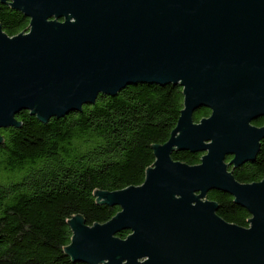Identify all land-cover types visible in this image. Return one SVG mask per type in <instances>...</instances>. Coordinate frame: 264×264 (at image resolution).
I'll return each instance as SVG.
<instances>
[{"label":"water","instance_id":"95a60500","mask_svg":"<svg viewBox=\"0 0 264 264\" xmlns=\"http://www.w3.org/2000/svg\"><path fill=\"white\" fill-rule=\"evenodd\" d=\"M30 20L15 37L0 25V130L82 112L130 86H180L184 109L153 148L144 184L98 202L120 208L90 227L81 216L65 253L82 264H264V180L238 182L264 141V0H0ZM208 109L210 117L195 123ZM1 142V138H0ZM175 152L204 154L197 166ZM228 159H231L228 162ZM251 215L249 228L219 215L210 192ZM130 232L126 239L121 232Z\"/></svg>","mask_w":264,"mask_h":264},{"label":"trees","instance_id":"16d2710c","mask_svg":"<svg viewBox=\"0 0 264 264\" xmlns=\"http://www.w3.org/2000/svg\"><path fill=\"white\" fill-rule=\"evenodd\" d=\"M0 25L15 37L28 32L30 20L0 4ZM183 109L180 86L138 85L47 124L21 112V128L0 130V264H82L65 253L68 222L81 216L93 227L113 219L120 208L99 203L96 192L142 186L156 162L153 148L169 141ZM210 115L201 109L194 121ZM203 156L175 152L172 159L197 166ZM231 171L242 184L264 180V141L254 162ZM207 199L223 220L249 228L251 215L233 197L212 191Z\"/></svg>","mask_w":264,"mask_h":264}]
</instances>
